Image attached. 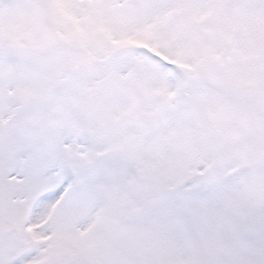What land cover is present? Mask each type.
Returning <instances> with one entry per match:
<instances>
[{
  "label": "snow or ice",
  "instance_id": "1",
  "mask_svg": "<svg viewBox=\"0 0 264 264\" xmlns=\"http://www.w3.org/2000/svg\"><path fill=\"white\" fill-rule=\"evenodd\" d=\"M0 264H264V0H0Z\"/></svg>",
  "mask_w": 264,
  "mask_h": 264
}]
</instances>
